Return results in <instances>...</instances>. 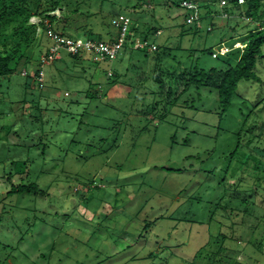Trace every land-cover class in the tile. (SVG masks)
<instances>
[{"label": "rangeland", "instance_id": "374dc122", "mask_svg": "<svg viewBox=\"0 0 264 264\" xmlns=\"http://www.w3.org/2000/svg\"><path fill=\"white\" fill-rule=\"evenodd\" d=\"M53 1L28 9L33 15L22 27L21 7L0 24V53H23L14 73L0 78V264H264L262 226L251 233L254 222L222 211L236 177L255 172L247 151L230 154L247 114L248 127L264 125V46L254 69L259 81H240L224 114L217 93L204 88L168 105L154 82H143L163 75V66L154 70V53L128 49L112 61L84 53L76 60L62 50L60 61L43 67L39 90L30 74L50 46L43 15L59 20L77 0H56L60 7L52 10ZM135 3L90 0L78 9L93 14L86 27L102 39L116 34L108 14L118 11L130 22L139 19L138 27L157 25L148 42L168 50L163 65L176 69L224 68L227 55L215 59L210 52L242 48L264 22V0L256 11L246 0L238 6L215 0L218 12L197 32L163 0ZM256 133L264 141V129ZM22 183L44 195H6ZM231 234L240 241L221 240Z\"/></svg>", "mask_w": 264, "mask_h": 264}, {"label": "trees", "instance_id": "16d2710c", "mask_svg": "<svg viewBox=\"0 0 264 264\" xmlns=\"http://www.w3.org/2000/svg\"><path fill=\"white\" fill-rule=\"evenodd\" d=\"M53 1V0H52ZM90 0H77L75 3V7L71 9V11L64 13L63 17L59 20L55 18V16H51L47 13H44L43 17L47 21L44 27H50L61 36L77 38L81 37L90 40L96 41H109L112 42L116 39L118 34V29L112 25V20L115 19L119 15H125L121 11H118L114 14H108L109 21L108 23L115 28V35H107L105 39H102L101 36H94L90 29L86 27V21L93 17V14L85 11H81L78 9L79 5H86ZM99 1V3L103 4L106 0H94ZM182 0H163V5L166 8H176L180 10V13L183 17V12L179 8V3ZM197 3L196 0H190ZM215 0H200L198 3L199 7V20L201 22L202 19L211 18L213 13L218 12L215 10L214 6ZM217 1V0H216ZM222 1V0H221ZM225 4L238 6V0H223ZM243 3L245 0H242ZM152 0H136L135 7H143L144 3L150 4ZM39 0H0V24L4 22L7 17V12L12 10L13 13L16 11L17 7H21L25 9L24 18L22 20V25L28 21V19L33 15L30 14L28 9L35 8L38 6ZM53 9L60 7L59 1H53ZM248 10L256 11L260 7V0H246ZM132 12H135L133 9ZM220 14L227 13V9L223 8ZM35 15H39V13L33 12ZM179 14V15H181ZM247 15H250V12H246ZM92 15V16H91ZM129 18V17H128ZM82 25H79L81 23ZM142 23L139 19H135L133 22H130L129 25L130 30L127 34V40H131V44L134 45L137 42L148 41L150 34L149 31H153L152 33L155 35V32L158 29L157 25L145 24L141 27H138ZM262 27L257 31L250 33L246 39L242 48H228L229 51L225 54L227 56H223L222 63L224 68H209L208 70H204L201 67L188 65L187 67H183L180 63L177 64V69L171 65H163V62L169 58H171V54L167 52L168 50L157 47L154 51H150L146 48H137L134 49L132 47L124 46L123 50L128 49L131 52H139L143 56H147L149 53H154L153 59V67L156 70L157 67L163 66L164 72L163 75L152 74L149 77H144L143 82H147L148 80L154 82L158 89L159 97L165 96L169 97L168 105H174L179 100V97L184 93L188 92L192 88L199 89H209L214 90L217 93L218 104L220 106L221 112L224 114L230 108L232 103V97L235 94L238 84L240 81H259V77L256 75L254 69L257 64V60L261 57V48L264 46V22L262 23ZM43 25V24H42ZM43 25V26H44ZM137 25V26H136ZM182 25L185 26L183 21ZM42 26V27H43ZM20 27V28H21ZM144 27V28H142ZM190 28L194 31H198L197 26L191 25ZM18 29V28H17ZM79 31L77 32V30ZM73 31V32H72ZM154 44V43H151ZM128 48H127V47ZM220 48V47H219ZM22 52L17 48H13L12 52H1L0 53V78H5L14 73L13 65L16 64L18 58L22 57ZM213 52H210V56ZM223 54V55H225ZM71 55V54H70ZM222 56V55H221ZM71 57L80 59L78 55H71ZM219 54L215 55L214 58H218ZM61 59L55 61H60ZM115 60V59H114ZM40 65V63H39ZM39 68L37 67L33 72H31V76L34 79V88H40L36 82V76L39 72ZM25 76L28 77L29 69L25 67ZM142 82V83H143ZM141 83V84H142ZM157 103L151 106V110L155 109ZM264 108V104H263ZM250 114H247L245 118L242 120L240 125V130L237 133V145L235 150L230 154L232 156L237 155L238 150L244 149L247 151L246 162H252V169L255 170L254 175L249 178V176H242L240 174L239 177H236L232 185V193H230L231 200H229V205H225L222 210L227 215V211L229 210L230 215L239 216L241 215L242 222L246 220H251L253 225L249 227V231L254 233L256 229L261 228L264 230V205L256 204L254 200V196H259L261 200L264 202V141L257 135L256 129H264L263 124H255L252 126H247L248 119ZM243 136L246 137L245 141L243 140ZM229 167H227V170ZM251 170V168H249ZM226 170V171H227ZM250 173V172H249ZM40 194L44 195V192L41 191L38 186L34 183H22L17 186H12L10 190L6 193L8 196L16 195V194ZM238 196H243L239 198ZM233 198L236 199L233 202ZM232 203V204H231ZM220 206V204H218ZM211 220H214V216L211 217ZM240 235V234H239ZM234 237L233 234L231 236H222L221 240H228L236 238V241H240V236ZM263 241L258 243V246L262 245ZM259 246V249L262 251V246ZM263 252V251H262ZM264 253V252H263Z\"/></svg>", "mask_w": 264, "mask_h": 264}, {"label": "built area", "instance_id": "2783aa9c", "mask_svg": "<svg viewBox=\"0 0 264 264\" xmlns=\"http://www.w3.org/2000/svg\"><path fill=\"white\" fill-rule=\"evenodd\" d=\"M238 3H243V1L238 0ZM221 4L224 5L225 2L222 0ZM179 8L183 12V21L185 24L195 25L197 27L200 26L199 7L197 3L190 0H182L179 3ZM222 16L227 17V14L223 13ZM111 23L118 29L117 37L112 42L103 40L96 41L82 37H65L59 35L50 27H46L43 32L46 38L50 41V46L40 59V68L36 76L38 86L42 88L44 84L45 74L43 67L52 65L55 61L59 60L60 51L62 50L71 55H81L82 53L88 54L93 61H112L117 58L125 45L134 49L146 48L150 51L155 50V44H151L148 41L137 42L132 45L131 40H127V29L130 20L125 15L117 16ZM210 30L211 28L207 27V31ZM228 51V48L220 47L212 56L214 57L217 54L223 55ZM23 74H25V72H23ZM262 251L264 252V246L262 247Z\"/></svg>", "mask_w": 264, "mask_h": 264}]
</instances>
